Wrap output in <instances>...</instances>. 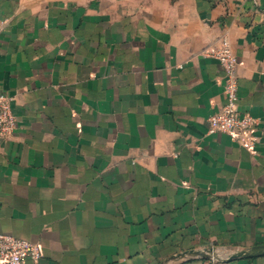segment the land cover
<instances>
[{
  "label": "crops",
  "instance_id": "1",
  "mask_svg": "<svg viewBox=\"0 0 264 264\" xmlns=\"http://www.w3.org/2000/svg\"><path fill=\"white\" fill-rule=\"evenodd\" d=\"M223 39L252 150L209 130ZM0 96V232L37 264H264L173 258L264 244V0H0Z\"/></svg>",
  "mask_w": 264,
  "mask_h": 264
},
{
  "label": "built area",
  "instance_id": "2",
  "mask_svg": "<svg viewBox=\"0 0 264 264\" xmlns=\"http://www.w3.org/2000/svg\"><path fill=\"white\" fill-rule=\"evenodd\" d=\"M204 53L206 56L216 59L224 71L225 101L219 110L209 115V130L210 132L227 133L234 140L252 150L255 142L253 138H247V134L256 128L258 120L250 113L241 112L238 109L237 57L225 39L221 40L217 47L207 49ZM17 126L18 119L13 110L11 99L7 96H0V136L11 135ZM40 257L39 242L0 232V264H25L27 260L37 264Z\"/></svg>",
  "mask_w": 264,
  "mask_h": 264
},
{
  "label": "water",
  "instance_id": "3",
  "mask_svg": "<svg viewBox=\"0 0 264 264\" xmlns=\"http://www.w3.org/2000/svg\"><path fill=\"white\" fill-rule=\"evenodd\" d=\"M186 255L201 256L205 258H213V259L223 260V261L231 260V259L238 258V257H248L249 258V257L264 255V244L255 245L247 249L237 250L225 256L224 255L220 256L215 253L214 249L209 248V249H204V250H188L184 253H179L178 255L173 256V258L175 259L183 258Z\"/></svg>",
  "mask_w": 264,
  "mask_h": 264
},
{
  "label": "rangeland",
  "instance_id": "4",
  "mask_svg": "<svg viewBox=\"0 0 264 264\" xmlns=\"http://www.w3.org/2000/svg\"><path fill=\"white\" fill-rule=\"evenodd\" d=\"M215 253L218 254V255H220V256L223 255V254H221V252H216V251H215Z\"/></svg>",
  "mask_w": 264,
  "mask_h": 264
}]
</instances>
